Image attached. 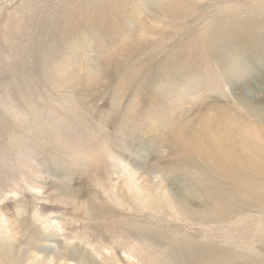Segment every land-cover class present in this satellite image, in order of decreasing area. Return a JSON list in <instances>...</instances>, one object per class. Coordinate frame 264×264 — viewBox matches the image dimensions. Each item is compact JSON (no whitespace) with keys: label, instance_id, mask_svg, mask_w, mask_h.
<instances>
[{"label":"rangeland","instance_id":"374dc122","mask_svg":"<svg viewBox=\"0 0 264 264\" xmlns=\"http://www.w3.org/2000/svg\"><path fill=\"white\" fill-rule=\"evenodd\" d=\"M263 147L264 0H0V264H264Z\"/></svg>","mask_w":264,"mask_h":264},{"label":"bare ground","instance_id":"6f19581e","mask_svg":"<svg viewBox=\"0 0 264 264\" xmlns=\"http://www.w3.org/2000/svg\"><path fill=\"white\" fill-rule=\"evenodd\" d=\"M228 119V118H227ZM247 129V128H246ZM238 133H240V132H238ZM254 134V133H253ZM241 140V139H240ZM259 146V145H258ZM264 148V147H263ZM210 157V156H209ZM263 160V159H262ZM262 164V163H261Z\"/></svg>","mask_w":264,"mask_h":264}]
</instances>
